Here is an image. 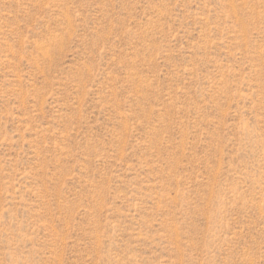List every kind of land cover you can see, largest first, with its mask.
Segmentation results:
<instances>
[{"label":"rangeland","instance_id":"1","mask_svg":"<svg viewBox=\"0 0 264 264\" xmlns=\"http://www.w3.org/2000/svg\"><path fill=\"white\" fill-rule=\"evenodd\" d=\"M0 264H264V0H0Z\"/></svg>","mask_w":264,"mask_h":264}]
</instances>
